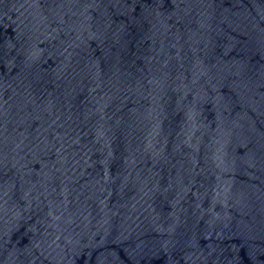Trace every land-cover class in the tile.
Here are the masks:
<instances>
[{
    "label": "water",
    "instance_id": "water-1",
    "mask_svg": "<svg viewBox=\"0 0 264 264\" xmlns=\"http://www.w3.org/2000/svg\"><path fill=\"white\" fill-rule=\"evenodd\" d=\"M0 264H264V0H0Z\"/></svg>",
    "mask_w": 264,
    "mask_h": 264
}]
</instances>
